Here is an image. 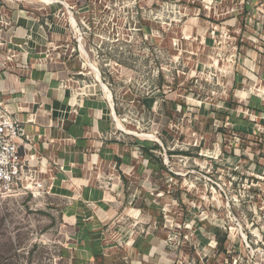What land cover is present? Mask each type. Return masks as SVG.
<instances>
[{
	"label": "rangeland",
	"instance_id": "obj_1",
	"mask_svg": "<svg viewBox=\"0 0 264 264\" xmlns=\"http://www.w3.org/2000/svg\"><path fill=\"white\" fill-rule=\"evenodd\" d=\"M12 4L66 63L71 95L107 103L135 165H151L131 174L144 184L130 188L151 201L136 212L139 231L163 240L174 264H264V0L0 9ZM61 206L43 192L0 196V264H61L71 242Z\"/></svg>",
	"mask_w": 264,
	"mask_h": 264
},
{
	"label": "crops",
	"instance_id": "obj_2",
	"mask_svg": "<svg viewBox=\"0 0 264 264\" xmlns=\"http://www.w3.org/2000/svg\"><path fill=\"white\" fill-rule=\"evenodd\" d=\"M0 18V106L22 123L42 192L61 202L71 241L61 264H174L163 240L135 226L139 207L151 201L148 192H133L144 182L131 174H149L151 165H135L117 137L114 112L100 97L71 95L66 63L47 53L42 26L17 4L1 7Z\"/></svg>",
	"mask_w": 264,
	"mask_h": 264
},
{
	"label": "built area",
	"instance_id": "obj_3",
	"mask_svg": "<svg viewBox=\"0 0 264 264\" xmlns=\"http://www.w3.org/2000/svg\"><path fill=\"white\" fill-rule=\"evenodd\" d=\"M26 144L22 123L0 106V196H34L43 191L42 172L26 159Z\"/></svg>",
	"mask_w": 264,
	"mask_h": 264
},
{
	"label": "trees",
	"instance_id": "obj_4",
	"mask_svg": "<svg viewBox=\"0 0 264 264\" xmlns=\"http://www.w3.org/2000/svg\"><path fill=\"white\" fill-rule=\"evenodd\" d=\"M261 111H263V109H261ZM156 149H159V147H157V146H155V145L151 148V150H156ZM142 151L144 152V157H146L147 154L150 153V152H149L150 150L147 149V148H143ZM150 156H151V155H150ZM150 156H148V158H150ZM158 163H159V165H162L160 161H159ZM217 242H218L220 245L223 243L222 240H221V241L219 240V241H217Z\"/></svg>",
	"mask_w": 264,
	"mask_h": 264
},
{
	"label": "bare ground",
	"instance_id": "obj_5",
	"mask_svg": "<svg viewBox=\"0 0 264 264\" xmlns=\"http://www.w3.org/2000/svg\"><path fill=\"white\" fill-rule=\"evenodd\" d=\"M43 1V0H42ZM50 1V0H49ZM46 2V1H45ZM107 91V90H106ZM107 93H108V91H107ZM108 96H110L109 94H108ZM117 125H118V127H121V125L117 122Z\"/></svg>",
	"mask_w": 264,
	"mask_h": 264
}]
</instances>
